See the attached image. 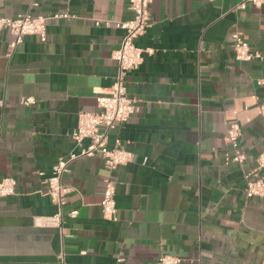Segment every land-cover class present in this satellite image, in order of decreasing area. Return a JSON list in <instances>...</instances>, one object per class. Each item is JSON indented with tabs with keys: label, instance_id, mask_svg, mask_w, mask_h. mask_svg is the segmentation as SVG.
Listing matches in <instances>:
<instances>
[{
	"label": "crops",
	"instance_id": "0c3cea01",
	"mask_svg": "<svg viewBox=\"0 0 264 264\" xmlns=\"http://www.w3.org/2000/svg\"><path fill=\"white\" fill-rule=\"evenodd\" d=\"M243 1H151L135 42L143 60L127 80L140 109L107 133L108 147L119 139L132 155L111 173L117 220L108 221L100 157L68 166L61 207L44 180L79 151L78 113L94 111L114 82L111 54L125 34L116 24L133 18L128 2L0 0L3 17L69 16L47 22L45 42L30 35L12 47L15 37L0 31V178L16 182L15 195L0 198V264H158L161 255L264 264V199L243 191L264 150V59L236 60L231 39L239 33L264 54V4L238 8ZM231 124L241 166L225 142Z\"/></svg>",
	"mask_w": 264,
	"mask_h": 264
},
{
	"label": "built area",
	"instance_id": "2783aa9c",
	"mask_svg": "<svg viewBox=\"0 0 264 264\" xmlns=\"http://www.w3.org/2000/svg\"><path fill=\"white\" fill-rule=\"evenodd\" d=\"M152 0H127L128 7L133 13V18L125 23H117L116 26L125 31L119 47L111 54V59L116 64L117 73L113 84L106 93L96 98L94 111H81L77 116V127L71 134L72 140L79 147L77 153H71L66 158L59 159L52 168L51 176L45 179L44 193L49 196L54 204L61 207L65 202L67 188L62 183V176L68 166L78 158L100 157L103 160L109 176L105 179L102 191V199L99 202L101 214L105 220H117V208L115 203V189L111 173L118 167L125 166L132 161V155L121 146V141L116 139L113 147L107 146V133L128 121L139 112V101L129 97L127 93V80L130 72L136 70L143 60V50L135 45L137 38L145 33L150 24L149 5ZM246 4L259 7L264 0H244L237 7L244 9ZM68 14H55L53 16L30 15L8 18L0 16V31H8L15 40L11 44L15 47L24 36H37L41 42L46 41V25L49 20L68 18ZM232 50L235 59L241 62H249L255 59H264V54L251 50L249 44L244 41L241 34L231 36ZM31 103L25 100V104ZM260 115L264 118V102L259 105ZM240 128L231 124L225 134V142L231 150L230 160L239 166L245 161V154L240 149ZM87 140L86 145L83 141ZM264 169V150L256 156V167L244 175V194L246 198L264 199V178L261 171ZM16 182L11 177L0 178V198H8L15 195ZM75 215V212H72ZM54 224L59 223V216L52 219ZM118 259L115 264H121ZM158 264H179L180 259L174 256L161 255ZM63 264V262L61 263Z\"/></svg>",
	"mask_w": 264,
	"mask_h": 264
}]
</instances>
